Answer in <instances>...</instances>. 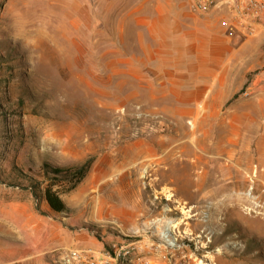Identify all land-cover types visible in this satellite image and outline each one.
<instances>
[{
  "label": "rangeland",
  "instance_id": "obj_1",
  "mask_svg": "<svg viewBox=\"0 0 264 264\" xmlns=\"http://www.w3.org/2000/svg\"><path fill=\"white\" fill-rule=\"evenodd\" d=\"M164 8L0 0V219L59 223L45 201L40 212L29 190L10 185L43 184L44 161L93 157L86 179L61 195L73 209L66 222L104 244L91 256L264 264V22L223 31L234 98L210 92L211 62L190 66L179 54L192 51L170 49L183 36L156 24ZM61 252H46V263Z\"/></svg>",
  "mask_w": 264,
  "mask_h": 264
},
{
  "label": "crops",
  "instance_id": "obj_2",
  "mask_svg": "<svg viewBox=\"0 0 264 264\" xmlns=\"http://www.w3.org/2000/svg\"><path fill=\"white\" fill-rule=\"evenodd\" d=\"M156 16V24L163 25L165 34L183 36L177 42H174L173 36L168 43L170 49L192 51L186 55L179 54L180 57H187L190 66L211 62L212 80L205 79L212 83L210 92L217 94L223 90L227 96L234 97L236 87L229 75L222 74L221 70L224 61L221 50L228 46V42H222L221 38L223 31L237 25L238 20L243 21L242 15L226 6L211 7L203 12L196 7V0H165V8L157 11ZM253 23L255 25V19ZM189 35L191 40H185L184 37ZM196 79L192 78L193 81ZM58 222L54 219L46 224L43 217L31 220L26 217L1 218L0 264H47L44 254L56 249L61 253L74 249L87 254L91 250L98 253L102 250L104 244L90 234L88 228L69 224L64 218Z\"/></svg>",
  "mask_w": 264,
  "mask_h": 264
},
{
  "label": "trees",
  "instance_id": "obj_3",
  "mask_svg": "<svg viewBox=\"0 0 264 264\" xmlns=\"http://www.w3.org/2000/svg\"><path fill=\"white\" fill-rule=\"evenodd\" d=\"M93 163V157L87 158L78 164L65 166L44 161L41 166L44 185L41 182L38 183V181L28 185L17 184L10 186L29 190L34 197L37 203V208L40 212L41 209L39 207V202L45 201L50 213L53 214L54 217L59 215L68 218L72 215L73 209L66 205L61 195L73 191L80 183H82L88 176Z\"/></svg>",
  "mask_w": 264,
  "mask_h": 264
},
{
  "label": "built area",
  "instance_id": "obj_4",
  "mask_svg": "<svg viewBox=\"0 0 264 264\" xmlns=\"http://www.w3.org/2000/svg\"><path fill=\"white\" fill-rule=\"evenodd\" d=\"M230 7L237 14H241L250 30H253L254 19H261L264 22V0H196V7L203 12L211 7ZM79 250L69 249L60 258L58 264H109L107 256L99 259Z\"/></svg>",
  "mask_w": 264,
  "mask_h": 264
}]
</instances>
